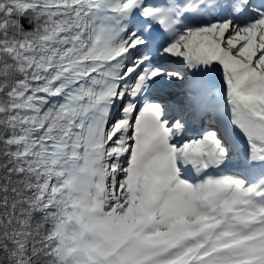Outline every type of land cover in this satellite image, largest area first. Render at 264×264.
Returning a JSON list of instances; mask_svg holds the SVG:
<instances>
[{"label": "snow or ice", "instance_id": "6c2138e0", "mask_svg": "<svg viewBox=\"0 0 264 264\" xmlns=\"http://www.w3.org/2000/svg\"><path fill=\"white\" fill-rule=\"evenodd\" d=\"M0 264H264V0H0Z\"/></svg>", "mask_w": 264, "mask_h": 264}]
</instances>
